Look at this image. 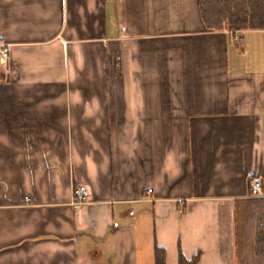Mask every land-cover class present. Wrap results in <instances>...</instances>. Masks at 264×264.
<instances>
[{"label": "crops", "instance_id": "obj_1", "mask_svg": "<svg viewBox=\"0 0 264 264\" xmlns=\"http://www.w3.org/2000/svg\"><path fill=\"white\" fill-rule=\"evenodd\" d=\"M199 1L0 0V264H264V29Z\"/></svg>", "mask_w": 264, "mask_h": 264}, {"label": "trees", "instance_id": "obj_2", "mask_svg": "<svg viewBox=\"0 0 264 264\" xmlns=\"http://www.w3.org/2000/svg\"><path fill=\"white\" fill-rule=\"evenodd\" d=\"M205 27L211 31L240 32L264 29V0H200ZM264 217V212H263ZM257 254L264 256V219L259 222ZM200 256L190 260L180 256L179 264H199ZM155 264H165V253L155 250Z\"/></svg>", "mask_w": 264, "mask_h": 264}, {"label": "built area", "instance_id": "obj_3", "mask_svg": "<svg viewBox=\"0 0 264 264\" xmlns=\"http://www.w3.org/2000/svg\"><path fill=\"white\" fill-rule=\"evenodd\" d=\"M9 47L7 44L0 42V65L8 66ZM151 192V191H149ZM254 199L264 198L263 180L260 177H254L250 184V196ZM28 200V199H27ZM88 200V192L84 188H79L76 192L74 205H84Z\"/></svg>", "mask_w": 264, "mask_h": 264}, {"label": "rangeland", "instance_id": "obj_4", "mask_svg": "<svg viewBox=\"0 0 264 264\" xmlns=\"http://www.w3.org/2000/svg\"><path fill=\"white\" fill-rule=\"evenodd\" d=\"M143 249V251H142V253H143V257H145V254H146V252H145V249L144 248H142ZM146 258V257H145ZM148 262V261H147ZM147 262H145V264H148Z\"/></svg>", "mask_w": 264, "mask_h": 264}]
</instances>
